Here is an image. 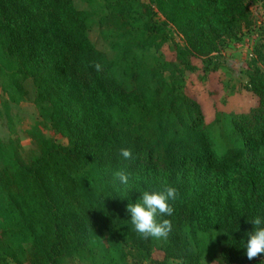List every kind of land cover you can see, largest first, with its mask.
Wrapping results in <instances>:
<instances>
[{"label": "trees", "instance_id": "1", "mask_svg": "<svg viewBox=\"0 0 264 264\" xmlns=\"http://www.w3.org/2000/svg\"><path fill=\"white\" fill-rule=\"evenodd\" d=\"M73 1L0 0V77L12 101L31 80L42 121L26 132L30 148L0 143V264H200L206 253L216 264H261L264 254L248 260L239 241L252 230L247 218L264 215V28L247 73L254 107L208 120L186 93L192 59L209 68L251 30L247 0H103L98 12ZM96 17L116 40L114 60L89 40ZM170 27L183 45L168 62L151 49L170 41ZM121 169L130 176L123 199L113 185ZM165 185L178 193L163 217L172 230L142 238L126 206Z\"/></svg>", "mask_w": 264, "mask_h": 264}, {"label": "rangeland", "instance_id": "2", "mask_svg": "<svg viewBox=\"0 0 264 264\" xmlns=\"http://www.w3.org/2000/svg\"><path fill=\"white\" fill-rule=\"evenodd\" d=\"M75 8L83 12H98L104 5L103 0H74ZM253 26L250 31H244L241 37L228 41L212 56V64L206 68L201 59H192L193 70L186 75V93L195 97L202 105L206 119H211L215 110L227 114L248 110L255 105V97L248 88V70L253 59V48L259 41L261 29L264 28V0H247ZM99 18L92 20L88 34L90 42L97 50L103 52L109 60L117 56L112 43H115L111 33L99 25ZM156 22L164 19L154 18ZM171 28V27H170ZM167 29L169 42L161 45L159 50L151 49V54L173 61L176 55L174 45H183L181 36L174 28ZM206 68V69H205ZM9 80L0 77V143L17 139L23 149L30 148V140L26 132L41 123L39 112L34 104L35 88L31 80L23 83L25 95L21 101H12L6 91ZM9 91V89H8ZM44 135L54 142H64L54 130L48 126L41 128ZM218 238L214 237L215 246ZM162 254L154 252L152 260H160ZM66 264H94L75 257L65 258ZM13 264V263H10ZM99 264V263H97ZM127 264H151L150 260L138 262L127 259ZM171 264H179L177 261ZM200 264H216L209 253L204 254Z\"/></svg>", "mask_w": 264, "mask_h": 264}, {"label": "clouds", "instance_id": "3", "mask_svg": "<svg viewBox=\"0 0 264 264\" xmlns=\"http://www.w3.org/2000/svg\"><path fill=\"white\" fill-rule=\"evenodd\" d=\"M97 72L101 70L100 64H95ZM132 152L128 148L119 150V158L130 160ZM130 176L124 170H117L113 173V185L121 192L118 198H125L128 195L126 191L129 187ZM136 202L128 203L126 206L128 219L132 229L142 238L163 240L167 239L172 230V225L165 216H172V202L177 199V189L170 185H165L158 190H143ZM248 222L252 224V230L243 234L240 242V248L248 260L257 257L258 254H264V215H256ZM264 264V261H261Z\"/></svg>", "mask_w": 264, "mask_h": 264}]
</instances>
